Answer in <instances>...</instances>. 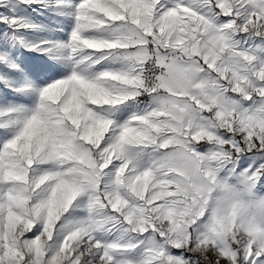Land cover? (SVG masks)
I'll return each mask as SVG.
<instances>
[{"label":"snow or ice","instance_id":"6c2138e0","mask_svg":"<svg viewBox=\"0 0 264 264\" xmlns=\"http://www.w3.org/2000/svg\"><path fill=\"white\" fill-rule=\"evenodd\" d=\"M0 264H264V0H0Z\"/></svg>","mask_w":264,"mask_h":264}]
</instances>
